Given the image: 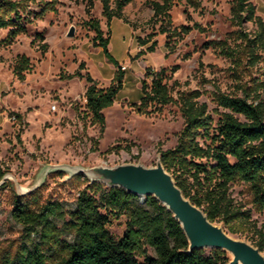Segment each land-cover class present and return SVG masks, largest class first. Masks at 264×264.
<instances>
[{
  "label": "rangeland",
  "instance_id": "1",
  "mask_svg": "<svg viewBox=\"0 0 264 264\" xmlns=\"http://www.w3.org/2000/svg\"><path fill=\"white\" fill-rule=\"evenodd\" d=\"M25 1L27 30L11 38L9 28H0V165L7 169L0 182V262L2 255L13 254L23 240V227L12 214L16 193L26 195L24 199L33 207L56 199L69 209L80 190L94 191L89 188L90 173L70 170L123 163L155 165L161 150L177 144L185 123L180 97L194 89L202 91L198 100L208 103L216 122L220 115L214 112L215 85L232 94L242 95V91L229 72L232 62L214 45H205L212 40L233 41L234 31L256 28L251 21L242 25L232 21V0H198L196 6L187 0H171L169 9H164L170 17L165 12L155 14L153 0H132L124 8L128 22L114 17L110 28L101 0H92L90 10L89 0ZM251 1L264 19V0ZM46 5L55 10L43 11ZM95 20L104 36L110 37L109 49L119 60L117 67L102 47L92 43L96 31L88 21ZM72 25L75 35L70 37L67 33ZM154 41L155 49L149 50ZM44 42L48 43L46 50ZM20 55L30 59L24 77L15 70ZM82 61L85 66L80 68ZM119 68L124 72V85L114 104L104 110L106 123L101 133L100 124L87 115L86 75L107 87ZM162 68L173 100L152 113L138 112L134 103L143 95L141 84L147 70ZM253 72H264V57ZM54 103L57 109L52 108ZM238 117L245 119L241 114ZM232 191L251 207L244 183L236 182ZM146 197L139 196V202L144 204ZM252 216L256 230L264 232V210H253ZM127 222L125 214L110 215L112 236L123 237ZM253 233L243 228L232 234L254 242ZM145 249L147 254H156L150 244ZM212 249L204 251L209 254ZM138 258L143 260L144 255Z\"/></svg>",
  "mask_w": 264,
  "mask_h": 264
},
{
  "label": "trees",
  "instance_id": "2",
  "mask_svg": "<svg viewBox=\"0 0 264 264\" xmlns=\"http://www.w3.org/2000/svg\"><path fill=\"white\" fill-rule=\"evenodd\" d=\"M131 1L115 0L113 6L112 0H101L109 28L114 17L128 22L124 8ZM232 1V21L238 25L251 21L256 28L254 31L238 29L234 31L233 41L212 40L205 46L214 45L232 62L229 72L238 82L242 95L215 85L214 112L220 115L215 122L208 103L198 100L202 95L200 89L182 94L184 126L177 144L161 150L160 155L184 194L203 207L211 220L222 223L231 233L248 228L254 232L253 243L264 251V232L256 230L252 216L253 210H264V72H253L258 70L264 57V19L251 0ZM187 2L196 6L198 0ZM91 3L89 0L88 10ZM151 3L155 14L165 12L170 17L164 9H169L171 0ZM27 8L25 0H0V28H9V37L27 30ZM46 10L55 8L46 5L43 11ZM88 23L96 31L93 45L102 47L108 60L119 66V60L109 49L110 37L104 36L100 22ZM182 28L190 29L185 25ZM147 42V39L142 41ZM155 45L154 41L149 50H154ZM42 46L46 50L48 43ZM20 60L15 70L24 77L23 71L30 68V59L20 55ZM84 66L82 61L79 67ZM166 76L165 68L147 70L141 84L143 95L139 103H134L138 112L152 113L173 100ZM86 79L89 82L85 92L87 115L93 123L100 124L103 133L104 110L114 104L122 90L124 72L119 68L107 87L98 86L89 73ZM238 114L245 119H240ZM6 174L7 169L0 165V182ZM236 182L247 186L251 207L233 195ZM89 188L94 191L80 190L75 205L69 209L56 199L33 207L24 199L26 195L16 193L12 214L23 227V240L13 254L2 255L0 264H229L231 257L222 249L213 248L209 254L204 249L190 252L181 224L154 196H147L143 204L138 195L122 187H106L99 180L92 181ZM112 214H125L128 218L126 233L119 239L108 229ZM145 244H150L156 254H147ZM139 254L144 255L143 260L138 258Z\"/></svg>",
  "mask_w": 264,
  "mask_h": 264
},
{
  "label": "water",
  "instance_id": "3",
  "mask_svg": "<svg viewBox=\"0 0 264 264\" xmlns=\"http://www.w3.org/2000/svg\"><path fill=\"white\" fill-rule=\"evenodd\" d=\"M75 35L72 25L67 33ZM84 172L91 181L99 180L109 187H122L138 196H154L163 203L181 224L189 241V251L216 248L231 254L229 264H264V252L253 242L229 232L220 223L211 220L203 207L187 197L173 174L162 163L161 155L155 165L123 163L115 166H94Z\"/></svg>",
  "mask_w": 264,
  "mask_h": 264
},
{
  "label": "built area",
  "instance_id": "4",
  "mask_svg": "<svg viewBox=\"0 0 264 264\" xmlns=\"http://www.w3.org/2000/svg\"><path fill=\"white\" fill-rule=\"evenodd\" d=\"M52 108L57 109V104L56 103L52 104Z\"/></svg>",
  "mask_w": 264,
  "mask_h": 264
}]
</instances>
